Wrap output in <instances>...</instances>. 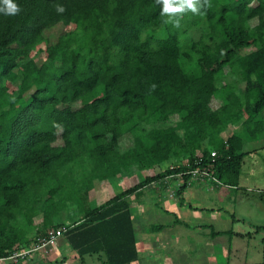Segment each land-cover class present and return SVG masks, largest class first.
I'll use <instances>...</instances> for the list:
<instances>
[{
  "label": "trees",
  "instance_id": "obj_1",
  "mask_svg": "<svg viewBox=\"0 0 264 264\" xmlns=\"http://www.w3.org/2000/svg\"><path fill=\"white\" fill-rule=\"evenodd\" d=\"M15 2L18 14L0 13V257L28 244L36 215L44 234L74 205L81 220L60 228L79 258L101 252L106 264H127L136 257L132 195L171 175L182 193L197 167L237 182L244 156L264 142V0H207L203 15L173 21L157 0ZM59 24L68 30L49 41L44 31ZM225 67L232 80L217 86ZM172 115L179 121L168 124ZM139 122L167 125L146 132ZM228 123L241 129L223 141ZM126 132L134 147L120 154ZM185 153L191 169L164 170L89 208L95 180Z\"/></svg>",
  "mask_w": 264,
  "mask_h": 264
},
{
  "label": "crops",
  "instance_id": "obj_2",
  "mask_svg": "<svg viewBox=\"0 0 264 264\" xmlns=\"http://www.w3.org/2000/svg\"><path fill=\"white\" fill-rule=\"evenodd\" d=\"M262 143V141L256 143V151L245 155L244 158L263 153L264 143ZM248 150H250V144L243 148L244 152ZM243 164L235 184H220L225 186V189L242 190L241 196L238 198L227 196L229 198L228 205H230L227 210L217 205L208 207L201 203L204 202L203 198H199L200 193L208 191H218V196L211 198L210 203L213 201L217 203V199L221 198L220 195L225 197L227 192L223 190L219 192L222 189L218 187L220 185H214L217 182L215 177L211 180L203 178L204 185H195L194 189L197 195L194 198V204L189 203L184 197L185 193L190 192L191 186L186 187L183 191V197L167 198L166 195L163 196L168 193V189L179 175L168 176L163 182L147 186L141 195H132L130 210L134 227L136 257L127 264H264V181L253 187L243 186L241 178L248 179V176L243 174ZM250 167L254 168L253 165H249L246 169ZM250 172H254V170L251 169ZM118 178H120L119 175L114 179ZM112 179H106L102 183ZM118 185L117 187H120ZM106 186L101 184V187L105 189V198ZM129 187L125 184L122 190ZM158 187H162L160 192L156 190ZM250 190L255 192L253 198L246 197ZM149 191H154L155 195L159 196L157 202H154L155 200L151 196L145 199L140 198L147 195ZM113 196L114 194L104 199V203ZM90 197L89 193L88 205L90 209L103 204L100 202L104 196H101L98 199L100 202L96 204ZM160 201H164L165 205L162 210L156 206L157 203L160 204ZM152 203H154V209L149 210L148 207ZM70 215L74 216V220L69 222L68 219V222H64L59 218L56 222L53 220L54 226L75 224L81 220L83 214L75 207V210L70 211ZM70 215L68 214L67 217ZM48 230H45L44 233ZM20 264L106 263L105 256L101 252L85 254L80 259L77 252L70 247L63 233L46 250L31 253Z\"/></svg>",
  "mask_w": 264,
  "mask_h": 264
},
{
  "label": "rangeland",
  "instance_id": "obj_3",
  "mask_svg": "<svg viewBox=\"0 0 264 264\" xmlns=\"http://www.w3.org/2000/svg\"><path fill=\"white\" fill-rule=\"evenodd\" d=\"M254 5V3L252 4ZM189 11L180 14L179 16L182 17L183 15L187 14ZM71 28V27H70ZM72 29V28H71ZM64 30H68L67 28H64ZM63 30V26L61 24H59L58 26H54L50 29H47L44 31V36L46 38H48L49 41H54L56 40V38H58ZM40 48H44V45L42 44L40 46ZM34 57H36V61L38 64L41 63V56L37 57V52L32 54ZM224 75L222 77H220V83H217V86H223L227 81L232 80V77L230 76V72H229V68L225 67L224 68ZM16 85V83H15ZM244 85L245 83L242 82L239 84L238 89H237V93H240L241 91L244 90ZM30 93V92H29ZM221 106V101L217 98H213L211 103H210V108L212 110H217L219 107ZM74 108L76 107V105L73 106ZM179 121V117L177 115H172L169 118L168 124L170 123H176ZM167 125V124H166ZM165 124H160V123H145V122H139L137 124V129L140 131L142 129H144L146 132L150 129L153 128H162L166 126ZM241 129V124L240 123H228L226 124L225 129L219 134V139L226 141L227 138L229 136H231V134L233 133H237L240 132ZM177 133L179 134V136H183V130H178ZM263 142V141H262ZM264 143V142H263ZM262 143V144H263ZM62 144V140L60 139V133H58V138L55 141V145H61ZM258 144V143H257ZM134 147V136L131 133H124L118 140V143L116 145V151L120 154L124 153V152H129V150L131 148ZM248 149V148H246ZM204 150H206V152H208L210 155L212 153H216L215 149L212 145H208L205 144ZM212 156V155H211ZM202 157V151H197L195 153V160L193 162L192 165H194L196 167L198 160ZM214 156H212V158H214ZM197 161V162H196ZM244 167L242 169L243 174L248 176V179H243V177L241 178V184L243 186H248L250 185L251 187L253 186H257V184L261 183L263 178H264V151L263 153L260 154H256V155H252V156H246L244 158ZM249 165H253V167H250L249 169H246ZM178 167H186L187 169H191V163H190V159H189V154L185 153L183 155L177 156L176 158H171L168 161L162 162L160 164L155 165L152 169H148V170H139L136 164H132L131 166L127 167L126 169H123L122 172H120L118 179H112L109 180V182L106 183H102L104 182V180H95L93 182V187L92 189L89 191L90 193V198L93 199V203L96 204L98 202H100V200L98 201L99 198H101V196H104L102 199V202L100 203H104V199L108 198L109 196H111L112 194H116L119 191H121L124 187V185L126 184V186H134V184H136L137 182H141L143 181L145 178L149 177L150 175H156L160 172H163L164 170L166 171L167 169H171V168H178ZM210 168V166L208 167ZM208 168H204L205 169V173L208 174H203V168H199L197 167L196 169H194L193 171H191V179L189 182H187V187L191 186L190 192L185 193L184 197L185 199H187V201L189 203L194 204V198L196 197V190L194 189L195 185H204V181L202 182L203 178H207L208 180H211L213 178V172L212 169L211 172L209 171ZM208 169V171H207ZM253 169L254 172H250V170ZM198 178V179H196ZM179 180V181H178ZM207 181V180H205ZM194 182V183H193ZM196 182V183H195ZM217 180L216 184L214 183V185H220L221 182ZM123 183V185H122ZM247 183V184H246ZM101 184L107 185L106 186V198H105V189L101 187ZM120 185V187H117V185ZM183 184V180L180 176H178V179L174 181V184L168 189V193L163 194L167 196V198H175V197H183V192L180 193V188ZM207 184L209 185V182H207ZM213 184V183H212ZM118 185V186H119ZM168 186V184H167ZM219 188H222L221 190H219V192H222V190L226 193L225 197L223 198V195H220L221 198L217 199V203L213 201V203H210L211 198H215L216 196H218V191H208L205 193H198L199 198H203L204 202H201L205 205H207L208 207H210L211 205L214 207L215 205L220 206L224 209H228V207L230 205H228V199L229 198H233L234 196H236V198H238L239 196H241V191H236L235 189H225L223 185L218 186ZM162 187H158L156 190L157 191H161ZM253 189V188H252ZM89 193H88V197H89ZM180 193V196H179ZM101 194V196H100ZM255 192L250 190L247 193L248 198H253L254 197ZM246 195V194H245ZM154 198V202H157V195H155L154 191H149V193L147 195H144L140 198L145 199L150 197ZM162 196V198H163ZM227 196L229 198H227ZM189 199V200H188ZM215 200V199H214ZM197 203V202H196ZM154 203H152L148 209L149 210H153L154 209ZM156 206L162 210V207H165L164 205V201H160V204L157 203ZM158 209V210H159ZM73 210H75V206L74 205H70L69 207H67L66 209H64L62 212H60L59 215L53 217V220H55V222L57 221V219H63L64 222H69L74 220V216L70 215V211L72 212ZM159 210V211H160ZM68 214L70 215L69 217ZM80 216V214H79ZM54 222V221H53ZM33 223H34V231L30 234L31 236L28 238L29 242L26 246H18L16 249H21V248H30L36 241L37 239L42 235V234H37L39 232L42 231L41 229V224H42V215L38 214L33 218ZM54 224V223H53ZM63 227V226H60ZM39 228V231H38ZM15 250V249H14Z\"/></svg>",
  "mask_w": 264,
  "mask_h": 264
},
{
  "label": "clouds",
  "instance_id": "obj_4",
  "mask_svg": "<svg viewBox=\"0 0 264 264\" xmlns=\"http://www.w3.org/2000/svg\"><path fill=\"white\" fill-rule=\"evenodd\" d=\"M157 3L162 5L161 15L166 16L168 21H173L174 18L178 17L187 11H191L194 14L203 15L200 11L202 6H205L207 0H203V5L201 0H157ZM63 5H57V12H64ZM21 11L20 6L15 2V0H0V13L4 15H16ZM175 23L179 26V19H175Z\"/></svg>",
  "mask_w": 264,
  "mask_h": 264
},
{
  "label": "built area",
  "instance_id": "obj_5",
  "mask_svg": "<svg viewBox=\"0 0 264 264\" xmlns=\"http://www.w3.org/2000/svg\"><path fill=\"white\" fill-rule=\"evenodd\" d=\"M211 155L214 156L215 153ZM202 172L203 174H208L205 173V169H203ZM63 233L64 230L61 228L49 229L42 234L30 248L15 249L6 256L0 257V264H20L23 260H26L31 253L46 250L47 247L51 246L58 237L63 235Z\"/></svg>",
  "mask_w": 264,
  "mask_h": 264
}]
</instances>
